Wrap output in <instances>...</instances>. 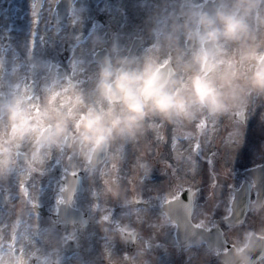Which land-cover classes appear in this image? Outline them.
Returning <instances> with one entry per match:
<instances>
[{
	"label": "clouds",
	"instance_id": "clouds-1",
	"mask_svg": "<svg viewBox=\"0 0 264 264\" xmlns=\"http://www.w3.org/2000/svg\"><path fill=\"white\" fill-rule=\"evenodd\" d=\"M149 20L152 43L139 52L93 34L90 59L79 58L75 75L45 87L39 100L29 98L23 73L0 76V183L21 178V169L24 175L43 171L55 154L95 167L117 146L137 144L160 126L254 113L264 104V0H179ZM49 70L38 59L29 67ZM83 72L88 79L81 83ZM254 206L264 213V199ZM165 212L185 236L205 238L183 203ZM260 257L264 224L239 232L220 261L258 264ZM0 264H20V257L5 250Z\"/></svg>",
	"mask_w": 264,
	"mask_h": 264
},
{
	"label": "flooded vegetation",
	"instance_id": "flooded-vegetation-1",
	"mask_svg": "<svg viewBox=\"0 0 264 264\" xmlns=\"http://www.w3.org/2000/svg\"><path fill=\"white\" fill-rule=\"evenodd\" d=\"M43 2L44 10L41 13L39 28L36 30L35 45L32 47L30 42L34 30L33 0H0V59L3 60L6 71L12 67H17L21 72L28 71L31 62L38 59L54 66L51 68L54 76L57 69L61 75L65 73L70 75L73 60L90 59L93 51L90 47L91 37L97 33L103 36L106 45L118 40L132 51L139 52L152 43L150 33L152 24L149 17L153 12L160 9L165 11L175 9L179 5V0H55V3L43 0ZM76 69L78 71V64ZM46 74L36 72L35 76L39 81ZM31 82L29 78L27 83ZM255 112L257 114L264 112V104L256 108ZM191 130L184 129L185 132ZM164 134V140L159 141L155 132H150L139 144L124 145L122 159L117 156L120 180L112 184V189L114 194H118L106 193L109 203L101 205L111 212L112 220L108 223L100 220L102 213L94 210L93 204L104 194L103 180H111L116 176V172L111 171V164L114 161H108L103 164L104 167H99L108 172L103 177L98 172L77 169L80 171L84 189L80 193H75L70 205L60 206L57 202L59 188L66 175L65 168L69 166L67 156L64 154H55L43 171L32 173L27 178L25 183L28 191L29 193L34 191L38 201L35 209L37 220L32 217L30 221L32 225L38 224V232L33 235L32 240L48 264H133L134 261H140L141 264H221L220 257L203 243L181 245L177 240V228L164 223L163 211L166 204L162 206V197L170 189L162 182L172 181L165 163L177 165L176 152L171 148L170 134L166 130ZM194 143L185 138L181 142V151L188 149L190 144L194 148ZM162 145L167 146L164 152H161ZM252 149L253 155L261 159L257 166L264 167V146L257 145ZM116 151L114 149L115 155ZM239 158V154L232 158V175L227 183L238 181V184H241L246 181L243 174L244 168L248 165ZM72 163L82 164L77 159ZM144 163L149 164L148 175L143 177L142 181L135 182L133 191V182L129 178L142 174L143 169L138 165ZM223 163L221 160V165ZM185 168L187 169L186 165L180 171L181 176ZM204 170L202 165L201 172ZM162 171L166 172L165 175L161 174ZM71 172L72 168L69 166V175ZM190 175L193 173L190 172ZM203 177L199 176L204 179ZM189 182L193 184L192 181ZM140 183L154 185L155 188H138ZM94 192L97 195H93ZM123 193L128 194L125 196L127 200L123 199ZM136 193L142 197L143 203L133 205L126 202ZM227 194L228 190L225 188L223 195ZM6 195L12 197L9 206L4 200ZM22 199L28 198L21 193L16 175L0 183V220L10 214L9 207L12 205L19 207ZM201 206H204L205 210L210 208L206 203H202ZM62 207H69L76 213L77 220L74 225L59 222ZM134 208H138L139 213L134 212ZM199 211L198 208L193 210V224L204 219L199 215ZM219 215L218 212L217 220ZM251 220L253 226L258 227L261 223L259 216H253ZM116 222L133 227L138 234L137 241H130L120 235ZM28 224L27 216H22L18 230L24 231ZM105 224H108L109 230L99 231L98 227ZM128 235H131V232Z\"/></svg>",
	"mask_w": 264,
	"mask_h": 264
},
{
	"label": "snow or ice",
	"instance_id": "snow-or-ice-1",
	"mask_svg": "<svg viewBox=\"0 0 264 264\" xmlns=\"http://www.w3.org/2000/svg\"><path fill=\"white\" fill-rule=\"evenodd\" d=\"M55 3V0H51ZM44 10L43 0H33L32 16H33V39L30 42L31 46L35 45V38L37 35V29L41 22V13ZM79 63L78 59L72 62V75L76 73V65ZM50 66L49 72L41 79L37 80L35 72L24 71L21 72L17 67H12L9 70H5L3 60L0 59V76L14 75L16 73H23V81L26 86L31 90L32 95L30 99L39 100V93L45 88L50 87L56 81H62L63 77L68 75L67 73L61 75L57 69V73L54 76L51 72ZM82 77L81 83L88 79L87 72L80 73ZM31 78V84L27 81ZM20 85H17L19 89ZM191 128L189 132H185L184 129ZM164 130L170 134L171 148L176 152L175 159L177 165H171L165 163V168L169 174L174 178L175 183L170 188V191L162 198L163 204H172L175 202L183 203L189 217L193 220V210L200 209L199 215L204 217L199 223L194 224V228L198 233L205 234V238L199 243L205 244L211 249V243L213 240L217 241V246L214 249V254L221 256L230 250L234 243L235 237L242 230L253 226L251 217L259 216L261 223L264 224V213H262L257 207L254 206L255 202L264 199V170H257L246 181L241 184L227 183L226 181L232 175L231 161L234 156L239 154L243 157L246 151L257 147V145L264 146V112L250 113L245 111L243 113L233 112L225 117L220 118H202L197 123L187 127L173 128L168 126H160L155 131L156 139L163 141L165 138ZM194 141V148L189 145L188 149L181 151V142L185 140ZM139 144V142L137 143ZM149 146L151 141L148 142ZM116 155L111 158H105V163L108 161H114L111 164V171L116 172L111 180L104 179V193H113L112 184L120 180L119 176V160L117 156L122 159L124 146H117ZM146 151V149H145ZM185 152L187 153L185 155ZM69 161V166L72 168L71 181H69L67 173L69 172V166L65 168L66 175L63 177V183L59 188V195L57 202L60 206L70 205L74 200L76 192V186L80 171L77 169L83 168L89 172H98L103 177L108 174L104 169H100L98 166L93 167L90 163L73 164L72 161L75 158L69 153L64 154ZM142 159L144 157H141ZM221 160L224 163L221 165ZM187 166V171L193 173V180L195 183L185 188V184L188 181L185 179L183 183H178L180 180V171L184 166ZM204 166V172H201V166ZM143 169L142 174L130 177L129 180L133 182V191H135V182L142 181L143 177L148 175L149 164L144 163L138 165ZM21 178H18V187L24 197L28 199H22L19 207L12 205L10 208V214L5 219L0 220V254L5 250H11L18 254L20 257V264H48L46 258L42 257L40 251L35 247L32 237L38 232V224L32 225L30 223L32 217L37 220V214L35 212L38 206L35 192L29 193L25 181L31 176L33 172L23 174V169L20 170ZM203 175L204 180L199 179V176ZM203 190L207 192L208 201L210 205L208 210H205L204 206L197 203V198ZM225 187L228 190L227 196L223 195ZM121 191V187H120ZM67 193V195H65ZM187 194V201L181 199L182 194ZM97 195V193H93ZM171 197V200H169ZM12 197L6 195L4 200L9 206ZM29 201L31 206H29ZM137 205L143 203L142 197L139 193H136L130 201H126ZM94 210L101 211L100 220L104 223H108L112 220L111 212L106 207H102L97 201L93 204ZM134 212L139 213L138 208L133 209ZM220 213L219 220L216 219L217 213ZM27 216L29 224L24 231H19L18 226L21 222V217ZM15 217V220H13ZM137 215V219H139ZM164 223L170 224L176 227L179 226L173 221L171 217L165 214L163 211ZM117 230L120 235L130 241H137L138 234L136 230L130 225L125 226L116 222ZM223 225V227H222ZM131 232V235L128 233ZM190 242H196L195 237L185 236ZM197 243V242H196ZM26 253H30L27 260L24 259ZM258 264H264V257H260Z\"/></svg>",
	"mask_w": 264,
	"mask_h": 264
},
{
	"label": "rangeland",
	"instance_id": "rangeland-1",
	"mask_svg": "<svg viewBox=\"0 0 264 264\" xmlns=\"http://www.w3.org/2000/svg\"><path fill=\"white\" fill-rule=\"evenodd\" d=\"M167 146H164V145H162L161 146V152H164L165 151V148H166ZM254 151V149H250V150H248V151H246V153H245V155L243 156V157H241L240 156V161H242L245 165H249V164H256V163H249V162H251V161H255V160H258V157H256V156H254L253 155V152ZM183 171H184V174L181 176L180 175V180L179 181H177L178 183H183L184 182V180L186 179L187 181H188V183L187 184H185V187H188L189 185H191V183L189 182V181H192L193 183H195V181L193 180V175H190V172H188L187 171V169L185 168V169H183ZM164 173H166L165 171H162L161 172V174H164ZM169 173V172H168ZM165 175V174H164ZM163 175V176H164ZM169 177L171 178L172 176L171 175H169ZM204 178V177H203ZM199 179H201L202 181L204 180V179H202V178H199ZM89 182H91V181H89ZM174 183H175V180H174V178L172 177V181H171V183H167V181H164V182H162V184L166 187V188H168V189H170L173 185H174ZM233 183H235V184H238V181H233ZM141 184V183H140ZM226 184H227V182H226ZM145 186H143L142 188H144ZM226 188V187H225ZM128 194H126V195H124V193H123V199L124 200H127L128 198H125V196H127ZM199 197V200H197L198 201V203L200 204V205H202V203H206V204H208L207 202H204V201H206V200H208V196H207V192L206 191H204L203 190V186H202V192H201V194L198 196ZM163 198V197H162ZM98 202L102 205H104V204H108L109 202H108V196H107V194L106 193H104V194H102L101 195V198L98 200ZM209 205V204H208ZM251 219H252V217H251ZM98 230L99 231H108L109 230V228H108V224H105V225H102V226H100V227H98Z\"/></svg>",
	"mask_w": 264,
	"mask_h": 264
},
{
	"label": "water",
	"instance_id": "water-1",
	"mask_svg": "<svg viewBox=\"0 0 264 264\" xmlns=\"http://www.w3.org/2000/svg\"><path fill=\"white\" fill-rule=\"evenodd\" d=\"M178 237H179V239H180V238L183 237V236H180V235H179Z\"/></svg>",
	"mask_w": 264,
	"mask_h": 264
}]
</instances>
